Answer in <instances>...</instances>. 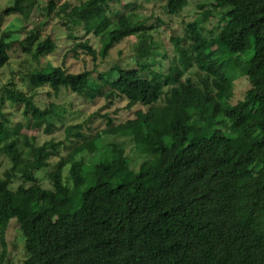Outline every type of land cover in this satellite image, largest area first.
I'll use <instances>...</instances> for the list:
<instances>
[{
	"label": "trees",
	"instance_id": "1",
	"mask_svg": "<svg viewBox=\"0 0 264 264\" xmlns=\"http://www.w3.org/2000/svg\"><path fill=\"white\" fill-rule=\"evenodd\" d=\"M39 1L11 0L0 26L10 15L28 25ZM121 3L85 0L59 7L47 0L46 17L81 24L87 36L100 40L102 58L136 38L135 68L114 66L94 77L49 65L28 71L25 79L55 96L65 89L94 101L108 90V98L128 96L129 107H149L109 132L141 134L140 147L150 158L132 171L123 150L110 145L103 151L100 134L61 158L62 142L38 145L4 111L7 103L23 106L32 128L51 133L58 106L41 108L34 95L0 82V158L10 163L0 175V264L8 262L13 220L23 232L22 264H264V0H215L217 34L206 35L199 21L189 23L182 36L171 38L174 62L167 68V53L155 50V27L117 13ZM188 3L166 0V10L177 15ZM26 33L21 47L41 66L58 44L40 28ZM11 35L0 38V68L10 61ZM78 49L97 57L88 41L75 44ZM238 76L249 86L233 103ZM82 77L88 92L78 85ZM81 129L68 127L66 139H84ZM85 152L92 163L102 152L90 173L77 160ZM58 157L51 188H44L37 173Z\"/></svg>",
	"mask_w": 264,
	"mask_h": 264
},
{
	"label": "rangeland",
	"instance_id": "2",
	"mask_svg": "<svg viewBox=\"0 0 264 264\" xmlns=\"http://www.w3.org/2000/svg\"><path fill=\"white\" fill-rule=\"evenodd\" d=\"M55 1L59 7L64 3H69L73 7L85 0ZM214 1L189 0L188 6L180 14L171 15L166 10V0H122L121 4L116 5V12L133 14L137 20L146 21L147 25L155 27L152 32L156 45L155 50L167 53L168 58L163 59L164 67L167 68L173 65L174 62L171 38L182 36L189 23L199 21L206 35L217 34L221 15L211 7V3ZM10 4L11 0H0V14ZM46 6L47 0L39 1L38 8L32 14L28 25H24L19 16H3L0 26V38L4 32H11L12 35L9 41L14 42V47L10 51L9 63L0 68V82L3 87L9 86L13 82L16 88L25 95H34L36 105L41 108H45L52 103L56 104L58 113L51 120L53 124L51 133H47L46 128H32L24 116L23 106H13L7 103L4 111L10 116L14 125L22 127V134L35 139L38 145H43L45 142L52 140L62 142L61 158L73 154L79 147L83 146L84 141H92L100 134L105 148L103 151L108 149L110 145L117 146L124 151L125 157L130 161V169L137 171L141 164L150 158L140 147L141 144L145 143L143 136L139 133L133 136H122L117 133H110L109 130L129 120H135L141 113L147 112L149 107L142 105L129 107L128 96L108 98L106 97L108 90L104 92L102 97L94 101L83 99L65 89H62L55 96L48 88H33L29 81L25 79V74L33 69H47L49 65L62 66L68 73L74 75H82L88 72L94 77H97L100 73L108 72L114 66L126 69L135 68L138 40L134 37L124 40L115 46L107 57L102 58L99 54L101 43L97 37L92 34L87 36L81 24L66 17L59 18L55 14L50 18L46 17ZM209 12L211 13L210 15ZM33 28L42 29L44 37H52L58 44L57 51L45 58L41 66H38L30 56L24 53L21 47V42L27 36L26 32ZM85 41H88L97 52L96 59L85 54L81 49L74 52V45ZM248 57L242 56V59L246 61ZM234 83L235 97L233 103L243 97L249 86L247 80L241 76H238ZM78 85L86 89L87 92L90 89L86 77H82V80L78 81ZM110 119L113 120L111 126L109 124ZM71 126H81V132L85 138L82 140L74 138L67 140L66 129ZM100 154L94 159L93 163V157L89 152L79 155L77 160H83L86 166V173H90L95 163L101 159ZM59 161V157L51 159L50 167L43 168L37 173L39 182L44 188H51L49 175L55 170V166ZM8 168H10L9 161L5 158H0V175ZM66 175L67 169H65ZM86 187L88 186L86 185ZM73 211L74 209H71V212ZM6 242L7 261L10 262H6V264H22L26 254L23 232L16 220H13L9 226ZM1 253L2 247L0 244V258Z\"/></svg>",
	"mask_w": 264,
	"mask_h": 264
}]
</instances>
